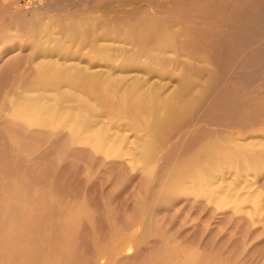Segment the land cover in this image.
I'll return each instance as SVG.
<instances>
[{
    "label": "rangeland",
    "instance_id": "rangeland-1",
    "mask_svg": "<svg viewBox=\"0 0 264 264\" xmlns=\"http://www.w3.org/2000/svg\"><path fill=\"white\" fill-rule=\"evenodd\" d=\"M0 1L2 56L49 36L55 54L100 69L87 82L21 73L18 55L2 75L0 264H264V0ZM65 25L75 30L60 36ZM178 89L184 115L159 135L118 98ZM36 100L50 110L23 113Z\"/></svg>",
    "mask_w": 264,
    "mask_h": 264
},
{
    "label": "bare ground",
    "instance_id": "bare-ground-1",
    "mask_svg": "<svg viewBox=\"0 0 264 264\" xmlns=\"http://www.w3.org/2000/svg\"><path fill=\"white\" fill-rule=\"evenodd\" d=\"M1 2V1H0ZM2 4V3H1ZM2 9V8H1ZM18 15V14H17ZM16 15V16H17ZM15 16V15H14ZM14 18V17H13ZM82 18V17H81ZM12 19V18H11ZM31 19H33V18H31ZM36 21V20H35ZM35 21H31L30 23L31 24H36V23H34ZM37 24H38V22H37ZM14 25V24H13ZM15 25H16V22H15ZM14 25V26H15ZM97 25V24H96ZM13 26V27H14ZM30 26V25H29ZM35 26V25H34ZM92 26H93V24H92ZM91 26V27H92ZM137 26V25H136ZM31 27V26H30ZM29 27V28H30ZM37 27H38V25H37ZM98 27V26H97ZM32 28V27H31ZM74 27L73 26H69V25H65L64 26V30H63V33L62 32H60V33H62L60 36H66L68 33H71V32H73V30H75V29H73ZM11 29H14V31H15V28H12L11 27ZM18 29H19V27L17 28V30H16V32L18 31ZM36 29V32H40V31H37V28H35ZM20 30V29H19ZM29 30V29H28ZM34 30V29H33ZM32 30V31H33ZM39 30H40V28H39ZM42 30V29H41ZM62 30V29H61ZM92 30V29H91ZM97 30V29H96ZM27 31V30H26ZM35 31V30H34ZM19 32V31H18ZM44 32V31H43ZM67 32V33H66ZM82 32V31H81ZM81 32H80V34H81ZM32 33V32H31ZM47 33V32H46ZM50 33V34H49ZM48 34L49 35H51L52 33L51 32H49ZM58 33H59V31H58ZM64 33H66V34H64ZM94 33H95V28H94ZM37 34V33H36ZM24 35H25V33H24ZM23 35V36H24ZM28 35V34H27ZM90 35H91V33H90ZM89 35V36H90ZM41 36V35H40ZM42 36H45V34L44 35H42ZM76 36H77V34H76ZM80 36H83V35H80ZM29 37V40L32 38H30V36H28ZM48 38H49V36H47ZM51 37V36H50ZM63 37V38H64ZM78 37V36H77ZM48 38H46V40H44L45 42H44V45H41L40 47H35V46H37L36 44L38 43V41L37 40H35L34 39V46L32 45V47H30V48H27V47H23V46H21L20 45V47H17L16 49H14L13 51H11V52H9V53H6L5 55H1L0 54V79H1V77H2V75H4V76H6V75H8L9 74V72L11 71V68H9L10 67V65L11 64H13V63H15V61H17L16 59H17V57H16V59H15V56H18V55H20V56H25V59H26V65H24V66H26L25 68H23V66L20 68V72L22 73V70L21 69H24L25 71H27V73L28 72H30V71H35V73H37V74H41V75H43V74H45V73H49V72H54V73H57V74H68V73H74V74H76V75H78L79 77H81V78H83V79H87L86 80V82L88 81V79H98V77H99V73H98V70H100V69H94V68H91L90 66H87L86 64H84L85 62H82L81 60H78V59H75V58H69V56H66V55H59V54H55V51H56V49L58 48V45H57V43L56 44H54L53 42H51L50 43V41H48ZM63 38H61L60 40L58 39V41H59V43H60V41H62V40H64ZM39 39V38H38ZM57 39V38H56ZM92 39V38H91ZM1 40V39H0ZM52 40H54V38L52 39ZM75 40V39H74ZM28 41V40H27ZM27 41H25L26 42V44H27ZM57 41V40H56ZM57 41V42H58ZM2 42V41H1ZM24 42V43H25ZM42 42V41H41ZM40 42V43H41ZM55 42V41H54ZM97 42V41H96ZM65 43V42H64ZM63 43V44H64ZM95 43V42H94ZM33 44V43H32ZM49 44H53V45H51V48H49V50H48V45ZM60 44H62V43H60ZM23 45V44H22ZM38 45H39V43H38ZM64 47V46H63ZM66 49V48H65ZM65 49H63V53H64V51H66ZM69 52V51H68ZM5 53V52H4ZM62 53V54H63ZM140 53H143V52H140ZM117 54V53H116ZM118 55H120V54H118ZM122 55V54H121ZM125 55V54H124ZM123 55V56H124ZM138 55V54H137ZM131 56V55H130ZM143 56V55H142ZM80 57V56H79ZM137 57H139V56H137ZM22 58V57H21ZM133 58V57H132ZM139 58H142V57H139ZM18 59H19V57H18ZM136 59V58H135ZM126 61H127V59H125ZM129 60V59H128ZM18 61H20V60H18ZM17 61V63H19ZM131 61V60H130ZM154 61V60H153ZM131 62H133V60L131 61ZM8 63V64H7ZM23 63V62H22ZM21 63V64H22ZM25 63V62H24ZM124 62H121V64H123ZM3 64H7V65H9L8 67L7 66H5L4 68L2 67L1 68V66H3ZM131 64H133V63H131ZM138 64V63H137ZM136 64V65H137ZM124 65V64H123ZM128 65H130V64H128ZM140 65V64H139ZM122 66V65H121ZM133 66H135V64L133 65ZM146 66V65H145ZM7 67V68H6ZM122 68H123V66H122ZM122 68H120V69H122ZM146 68H148V67H146ZM127 69V68H126ZM142 69H143V67H142ZM149 69V68H148ZM110 70V69H109ZM101 71H105V70H102L101 69ZM108 71V70H107ZM127 71V70H126ZM19 72V74H21ZM14 73V72H13ZM154 73V72H153ZM152 73V74H153ZM156 73V72H155ZM164 73V72H163ZM162 73V74H163ZM32 74V73H31ZM30 74V75H31ZM73 74V75H74ZM106 74H107V72H106ZM118 74V73H117ZM125 74V73H124ZM128 74H130V73H128ZM138 74V73H137ZM145 74V73H144ZM160 74V73H159ZM75 75V76H76ZM109 75V72H108V74H107V76ZM120 75V74H119ZM147 75V74H146ZM60 76H63V75H60ZM66 76V75H65ZM69 76L71 77V75L69 74ZM114 76V75H113ZM112 76V77H113ZM143 76H145V75H143ZM148 76V75H147ZM102 77V76H101ZM111 77V78H112ZM121 77V76H120ZM120 77L118 76V78H119V80H120ZM124 77V76H123ZM122 77V78H123ZM19 78H21L20 76H19ZM58 78V77H57ZM121 78V79H122ZM5 79V78H4ZM25 79V78H24ZM144 79H146V78H144ZM67 80H69V79H67ZM70 80H71V78H70ZM111 80H113V79H110V81ZM25 81V80H24ZM102 81V80H101ZM118 80H117V78H116V82H117ZM122 81V80H121ZM185 81H187V80H184V82ZM62 82V81H61ZM63 82H64V80H63ZM95 82V81H94ZM119 82V81H118ZM137 82H139V81H137ZM136 82V83H137ZM144 82V81H143ZM142 82V83H143ZM89 83V82H88ZM123 83H124V81H123ZM130 83V82H129ZM146 83H148V82H146ZM145 83V84H146ZM177 83V82H176ZM185 83H187V82H185ZM105 84H106V82H105ZM119 84V83H118ZM118 84H116V85H118ZM144 84V85H145ZM44 85V84H43ZM100 85V84H99ZM99 85H96V88H97V86H99ZM110 84H108V86H109ZM112 86H113V84H111ZM110 85V86H111ZM129 85H131V84H129ZM182 85H184V84H182ZM16 86V85H15ZM21 86H22V84H21ZM25 86V85H24ZM34 86V85H33ZM109 86V87H110ZM120 86H122L121 84H120ZM127 86V85H126ZM180 86V85H179ZM31 87V86H30ZM50 87V86H49ZM94 87V86H93ZM114 87V86H113ZM116 87H119V86H116ZM116 87H115V89H116ZM182 86H180V88H181ZM184 87H187V84L186 85H184ZM183 87V88H184ZM15 88V87H14ZM20 88V87H19ZM32 88V87H31ZM38 88V87H37ZM40 88V87H39ZM38 88V89H39ZM103 88V87H102ZM108 88V87H107ZM120 88V87H119ZM125 88V87H124ZM182 88V89H183ZM29 89V88H28ZM41 89V88H40ZM148 89H150V88H148ZM177 89V88H176ZM16 90H18V89H16ZM108 90V89H107ZM125 90H126V88H125ZM146 90V89H145ZM156 90V89H155ZM186 90V89H185ZM184 90V91H185ZM188 90V89H187ZM19 91V90H18ZM34 91V90H33ZM35 91L37 92V93H39L36 89H35ZM40 91H43V90H40ZM104 91V90H103ZM106 91V90H105ZM118 91V89H116V92ZM149 91V90H148ZM183 91V92H184ZM16 92V91H15ZM28 92V91H27ZM46 92V91H45ZM107 92V91H106ZM113 92H114V90H113ZM30 93V92H29ZM42 93V92H41ZM98 93H100V92H98ZM15 94V93H14ZM19 94V93H18ZM25 94H26V92H25ZM24 93L23 94H21V95H25ZM33 94V93H32ZM35 94V93H34ZM33 94V95H34ZM43 94H44V92H43ZM165 94V93H164ZM158 95V94H155V93H152V92H136V91H134V92H132V95H129V94H127V93H122L121 95H119L118 96V98H120V102L122 103V106L124 105V106H126L127 107V105H128V103L129 104H131V102H129V100H131L132 99V103L133 104H135V106H137L138 107V109L141 111V113L143 114V112L147 115V117H146V120H145V124H144V126L146 127V129H148V130H157V128H159V127H161V126H169L170 125V123H173V122H175L176 121V119H178V116L180 115V116H182V115H184V114H181L180 113V97H181V90L180 89H178V90H175V91H172V92H170V93H168V94H166V95ZM186 94V93H185ZM32 95V96H33ZM38 95H40V94H38ZM37 95V96H38ZM55 95H56V93H55ZM54 95V96H55ZM102 95H103V93H102ZM102 95H100V96H102ZM11 96V95H10ZM32 96H29V99H30V97H31V100L33 101V99H35L36 97L34 96V98L32 99ZM44 96V95H43ZM47 96V95H46ZM46 96H44L45 98H46ZM53 96V95H52ZM53 96V97H54ZM183 96V95H182ZM48 97H50V96H48ZM111 97V96H110ZM112 97H113V95H112ZM111 97V98H112ZM183 97H185V96H183ZM186 97H187V94H186ZM185 97V98H186ZM190 97H192V96H190ZM194 97V96H193ZM11 98V97H10ZM24 98H25V96H24ZM39 98H43V97H41V96H39ZM51 98V97H50ZM56 98V97H55ZM58 98H60L59 97V95H57V98L56 99H58ZM93 98H94V96H93ZM102 98H104V96L102 97ZM102 98H100V99H102ZM105 98H107L106 97V95H105ZM188 98L189 97H187L186 99L188 100ZM195 98V97H194ZM14 99V98H13ZM78 99H79V97H78ZM192 100V98H189V100ZM17 100V99H16ZM20 100V99H19ZM22 100H23V98H22ZM24 100H26V99H24ZM37 100H39V99H37ZM37 100L35 101V103H31V101H30V103H27V104H25L24 106H22V110H23V113H24V111H25V113H30L31 114V116L32 115H38V114H41V113H43V108H42V106H43V104H42V106L40 105V102H42L41 100H40V102H37ZM43 100V99H42ZM48 100H50V99H48L47 98V101ZM52 100V99H51ZM59 100V99H58ZM57 100V101H58ZM86 100V99H85ZM93 100V99H92ZM183 100V99H182ZM190 100V101H191ZM15 101V100H14ZM29 101V100H28ZM55 101V100H54ZM98 101V100H97ZM196 101V100H195ZM16 102H18V104L20 105V102L19 101H16ZM23 102V101H22ZM52 102H53V100H52ZM59 102H61L60 100L57 102V104L59 103ZM67 102H70V101H67ZM100 102V101H99ZM99 102L97 103V104H99ZM106 102V101H105ZM109 102H110V100H109ZM186 102V101H185ZM192 102V101H191ZM191 102H189V103H191ZM193 102H194V100H193ZM49 103H51L50 101H49ZM49 103H46V104H49ZM94 103V102H93ZM93 103H92V105H93ZM118 103V102H117ZM182 103V102H181ZM186 103H188V102H186ZM55 103L53 102V105H54ZM62 104V103H61ZM64 104V103H63ZM62 104V105H63ZM101 104V103H100ZM99 104V105H100ZM104 104L105 103H103L102 105L104 106ZM183 104V103H182ZM19 105H18V107L17 106H15V108H14V110L16 109V107H17V111H18V108H19V112H18V114L17 113H15V114H17V116L19 115V113L22 111H20V109H21V107H19ZM45 105V104H44ZM59 105V104H58ZM65 105V104H64ZM68 105V104H67ZM74 105V104H73ZM84 105V104H83ZM113 105V104H112ZM51 106V105H50ZM56 106V105H55ZM95 106V105H94ZM97 107H98V105H96ZM106 106V105H105ZM115 104H114V107H112V108H115ZM133 106V105H132ZM44 107V106H43ZM49 107V105L48 106H46V107H44V110L46 109V108H48ZM63 107V106H62ZM110 108V107H109ZM117 108V107H116ZM116 108H115V112H116ZM120 108V107H119ZM122 108H124V107H122ZM122 108H120V109H122ZM135 108V107H134ZM8 109V108H7ZM59 108H58V106H57V111L59 112L60 110H58ZM63 109V108H62ZM96 109H98V108H96ZM119 109V110H120ZM127 109V108H126ZM15 110V111H16ZM47 110H50V108H48ZM56 110V109H55ZM55 110L53 111V113L55 112ZM68 110V109H67ZM70 110V109H69ZM68 110V111H69ZM111 110V109H110ZM118 110V111H119ZM129 110V109H128ZM136 109H134V115H135V111ZM182 110V109H181ZM9 111V110H8ZM72 112H73V110H71ZM82 111V110H81ZM86 111V110H85ZM130 112L132 111V110H129ZM143 111V112H142ZM76 112V111H75ZM88 111H86V114H88V113H90V112H88ZM127 112V111H126ZM130 112H128V113H130ZM13 112L11 113V114H14ZM50 113V112H49ZM53 113H52V116H50V114L48 115L49 117H51V119H52V117H53ZM56 114H57V112H55ZM64 113H66V112H64ZM70 113V112H69ZM85 113V112H84ZM98 113V112H97ZM133 113V112H132ZM137 113V112H136ZM10 114V116H12ZM15 114H14V116H15ZM56 114H54L55 115V117H56ZM102 114V113H101ZM24 115V117H22V119H24L26 116H28V115H26L25 116V114H20L19 116V119L21 118V116H23ZM81 115V114H80ZM89 115V114H88ZM100 115V114H99ZM128 115V114H127ZM130 116H127V117H131L132 118V116H131V114H129ZM9 116V117H10ZM16 116V118H18ZM30 116V115H29ZM41 116H42V114H41ZM45 116H46V111H45ZM44 115H43V118L45 117ZM62 116H65V115H62ZM67 116H68V114H67ZM74 116V115H73ZM73 116H71L70 115V119H71V122H72V117ZM97 116V115H96ZM102 116V115H101ZM137 116H138V114H137ZM48 117V118H49ZM66 117V116H65ZM186 117V116H185ZM184 117V118H185ZM10 118H12V117H10ZM15 117H13V119H14ZM28 118V117H27ZM33 118H35L34 116H33ZM39 118V119H38ZM38 118H35V121L37 122V121H39L40 122V116L38 117ZM42 118V119H43ZM81 118V117H80ZM84 118L86 119V116H84ZM134 118V117H133ZM18 119V120H19ZM22 119H20V120H22ZM38 119V120H37ZM50 119V118H49ZM50 119V120H51ZM70 119H69V121H70ZM74 119H75V117L73 118V121H74ZM85 119H84V121H85ZM88 119V121L90 122L91 120H89V118H87ZM95 120H96V118H94ZM94 119H92V121H94ZM113 119V118H112ZM134 119H136V116H135V118ZM24 120H26V119H24ZM23 120V121H24ZM27 120H30V118H28ZM26 120V121H27ZM33 120V119H32ZM77 120V119H76ZM80 120H82V119H80ZM181 120H183V119H181ZM186 120V119H185ZM25 121V122H26ZM54 122H55V119L53 120ZM59 121V120H58ZM61 121H63V120H61ZM83 121V120H82ZM88 121H86V123L88 124ZM97 121V120H96ZM139 121V120H138ZM144 121V120H143ZM180 121V120H179ZM184 121V120H183ZM182 121V122H183ZM66 122V121H65ZM70 122V123H71ZM46 123V122H45ZM62 123V122H61ZM67 123H68V121L65 123L66 124V128H67ZM73 123H75V122H73ZM78 123H79V121H78ZM82 123V122H81ZM92 123V122H91ZM141 123V122H140ZM69 124V123H68ZM72 124V123H71ZM70 124V125H71ZM87 124H86V126H87ZM95 124V123H94ZM93 124V125H94ZM109 124V123H108ZM142 124V123H141ZM177 124V123H176ZM32 125V124H31ZM42 125L43 126H45L43 123H42ZM42 125H39V126H42ZM50 125H53V124H51L50 123ZM60 124H58V126H59ZM75 125H76V123H75ZM75 125H71L70 127H72L73 126V128L75 127ZM47 126V125H46ZM45 126V127H46ZM57 126V124L55 125V127ZM61 126V128H62V126L63 125H60ZM77 126H79V127H82V129H83V125L82 126H80L79 124L77 125ZM86 126H85V124H84V127L86 128ZM112 126H113V124H112ZM171 126V125H170ZM173 126H175V125H172V127ZM48 127V126H47ZM54 127V128H55ZM65 127V126H64ZM88 127H90L91 128V124H90V126H88ZM88 127L86 128V129H88ZM99 127H101V125L99 126ZM106 127V126H105ZM109 127H110V125H109ZM65 128V129H66ZM73 128H71V129H73ZM85 128H84V130H85ZM95 128V127H94ZM108 128V127H107ZM107 128H105L106 130H107V133L108 132H110L109 131V129L110 128H112V127H110L109 129H107ZM163 128H165V127H163ZM174 128H176V127H174ZM174 128H171V129H173L174 130ZM63 129V128H62ZM75 129V128H74ZM73 129V133L75 132V130H80V128H78V129H75L74 130ZM99 129V128H98ZM132 129H134V128H132ZM131 128H130V130L131 131H129V132H132L133 130H132ZM137 129V128H136ZM135 129V130H136ZM160 129V128H159ZM158 129V130H159ZM166 129H167V127H166ZM67 130V129H66ZM66 130H64V131H66ZM69 131H70V128L68 129ZM68 130L66 131L67 133H68ZM79 130H78V132H79ZM106 130H103V132L104 131H106ZM118 130V129H117ZM156 130H155V132H156ZM158 130H157V133H158ZM168 130V129H167ZM72 131V130H71ZM127 131V132H128ZM140 131V130H139ZM170 131V130H169ZM169 131H167V132H169ZM63 132V131H62ZM78 132H76V133H74V135L76 136V134L78 133ZM81 132V131H80ZM90 132V131H89ZM137 131H135V133H136ZM149 132V131H148ZM166 132V133H167ZM184 132V131H183ZM67 133H66V135H67ZM69 133H71V132H69ZM68 133V134H69ZM87 133V132H86ZM85 133V131L83 132V134H86ZM119 133V132H118ZM181 133V132H180ZM72 134V133H71ZM81 134V133H80ZM82 134V135H83ZM99 134H100V132H99ZM103 134H105V133H102V135ZM116 134V133H115ZM163 134V133H162ZM78 135V134H77ZM110 135V134H109ZM109 135H108V137H109ZM113 135V134H112ZM120 135V134H119ZM136 135V134H135ZM158 135H159V133H158ZM169 135V134H168ZM179 135V134H178ZM88 137L89 135L87 134V135H85V137ZM114 136H117V135H114ZM114 136L113 137H111L110 136V139L111 138H113L112 140H110V142H112L113 140V142H115V138H114ZM67 137V136H66ZM101 137H103V136H101ZM101 137H99L100 139H102ZM105 137V136H104ZM107 137V136H106ZM106 138V140L108 139L109 140V138ZM120 137V136H119ZM163 137H165V136H163ZM169 137V136H168ZM168 137L166 138V139H168ZM77 140H78V138H77V136L75 137ZM74 138V139H75ZM126 138V137H125ZM140 138V137H139ZM67 139V138H66ZM69 139V138H68ZM67 139V140H68ZM117 139V138H116ZM141 139H143V138H141ZM66 140V141H67ZM76 140V141H77ZM83 140H85V138L83 139ZM104 141V142H107V141ZM144 140V139H143ZM148 141V139H145L144 140V144H146L145 143V141ZM156 140H158V139H156ZM74 142H75V140H73ZM97 141L99 142L100 140H98L97 139ZM96 141V144L98 143ZM129 141H131V140H129ZM146 141V142H147ZM210 141H212V140H210ZM87 141H85V143H86ZM91 142H93V141H91ZM150 143H151V141H149ZM148 142V143H149ZM214 142V141H213ZM215 142H216V139H215ZM84 143V142H83ZM88 144L90 143L89 141L87 142ZM100 143H101V141H100ZM103 143V142H102ZM118 143V142H117ZM149 143V144H150ZM159 143V141L157 142V144ZM212 143V142H211ZM70 144H72V142L70 143ZM82 144V143H81ZM95 144V143H94ZM104 144V143H103ZM102 144V145H103ZM139 144V143H138ZM148 144V145H149ZM160 144V143H159ZM163 144V143H162ZM85 145H87V144H85ZM91 145V144H90ZM140 145V144H139ZM211 145V144H210ZM216 145V144H215ZM99 146L102 148V146L99 144ZM145 146V145H144ZM143 146V147H144ZM150 146H152V145H150ZM154 146V145H153ZM161 146V145H160ZM97 147V146H96ZM134 147V146H133ZM138 147V146H137ZM142 147V146H141ZM155 147V146H154ZM153 147V148H154ZM207 147V146H206ZM210 147V146H209ZM235 147V146H234ZM100 148V149H101ZM135 148V147H134ZM140 148V147H139ZM156 148V147H155ZM154 148V149H155ZM214 148H216V146L214 147ZM98 149H99V147H98ZM99 149V150H100ZM133 149V148H132ZM147 149V148H146ZM158 149V148H157ZM199 149H201V148H199ZM236 150L238 149V148H235ZM235 149H234V151H235ZM143 150V149H142ZM207 150H209V148L207 149ZM219 151H220V149H218ZM135 151V150H134ZM133 151V152H134ZM232 151V150H231ZM238 151V150H237ZM136 152V151H135ZM152 152V151H151ZM154 152H156L157 153V151H154ZM216 152V151H215ZM236 152V151H235ZM144 153H145V151H144ZM211 153V152H210ZM237 153V152H236ZM147 156H148V154H146ZM146 155H144V156H146ZM156 155V154H155ZM133 156V155H132ZM137 156H139V155H137ZM140 157V156H139ZM148 157H150L151 158V156L149 155ZM153 157V156H152ZM200 157V156H199ZM199 157H197V158H199ZM149 158V159H150ZM149 159H147V161H149ZM201 159V158H200ZM200 159L198 160V161H200ZM146 160V159H145ZM154 160V159H153ZM152 160V162H154ZM160 160V159H159ZM150 162V161H149ZM148 163V162H147ZM155 163V162H154ZM143 164V163H142ZM149 164V163H148ZM182 164H184V163H182ZM197 164H198V162H197ZM145 165H146V163H145ZM163 165V164H162ZM181 165V164H180ZM156 166V165H155ZM182 166V165H181ZM181 166L179 167V169L181 168ZM197 166V165H196ZM173 167V166H172ZM163 168V167H162ZM151 169H153V168H151ZM150 169V170H151ZM155 169V168H154ZM164 169V168H163ZM187 169V168H186ZM204 169V168H203ZM196 171V170H195ZM198 171H199V169H198ZM201 171H202V169H201ZM201 171L199 172L200 173V175H198V176H201V179H202V174L204 173L203 171H202V173H201ZM204 171H206V170H204ZM194 171H191V173H193ZM168 174V173H167ZM171 174V173H170ZM194 175H195V173H193ZM173 175V174H172ZM205 173H204V178H205ZM169 176V175H168ZM167 176V177H168ZM174 176H175V174H174ZM174 176H173V178L172 179H174ZM189 176V175H188ZM214 176V175H213ZM218 176V175H217ZM164 177V176H163ZM180 177H181V175H180ZM194 177V176H193ZM196 177V176H195ZM188 178V177H187ZM189 178H190V176H189ZM160 179V178H159ZM191 179V178H190ZM190 179H185L186 181H188V180H190ZM198 180L200 179L199 177L197 178ZM161 180V179H160ZM192 180H195V179H192ZM191 181V180H190ZM164 182V181H163ZM184 182V181H183ZM198 182V181H197ZM205 181L203 180L202 181V183H204ZM158 183V182H157ZM156 183V184H157ZM165 183V182H164ZM163 183V184H164ZM191 183V182H190ZM198 183H201V181L200 182H198ZM198 183H196V184H198ZM201 183V184H202ZM162 184V185H163ZM169 184H170V182H169ZM168 184V182H167V185H169ZM179 184V183H178ZM181 184H182V182H181ZM206 184H207V182H206ZM161 185V186H162ZM165 185V184H164ZM175 185H177L176 183H175ZM193 185V184H192ZM199 185V184H198ZM204 185V184H203ZM169 186H172L171 184L169 185ZM168 186V187H169ZM178 186H180V185H178ZM212 187H215V186H212ZM217 187H218V185H217ZM171 188V187H170ZM172 188H175L174 187V185H173V187ZM178 188H180V187H178ZM184 188V187H183ZM208 188V187H207ZM181 189H182V187H181ZM177 190V189H176ZM185 192H187V191H185ZM213 192V191H212Z\"/></svg>",
    "mask_w": 264,
    "mask_h": 264
}]
</instances>
